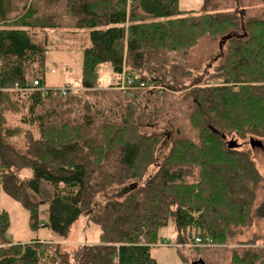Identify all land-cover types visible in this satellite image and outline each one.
<instances>
[{"label":"trees","instance_id":"obj_1","mask_svg":"<svg viewBox=\"0 0 264 264\" xmlns=\"http://www.w3.org/2000/svg\"><path fill=\"white\" fill-rule=\"evenodd\" d=\"M178 1L24 0L20 4L15 0L18 8L13 14L12 0H0V18L6 21L0 27L1 189L30 212L32 228L38 226L40 208L46 204L45 225L60 238H67L87 211L99 226L101 245H81L75 257L61 254L67 258L62 264H71L73 257V264H157L150 250L164 241L169 224L180 249L194 243V238H208L211 246L228 243L239 228L263 217L261 207L251 213L263 176L245 152L227 145L226 135L264 138V17H240L238 24L228 14L215 18L212 36L223 26L233 28L230 32L235 35L217 54L222 60L214 70L217 83L205 85L203 80L205 86L193 87L185 95V100H193L189 120L200 131V145L179 139L167 157L149 151L156 165L154 174L138 169L147 157L140 142L129 143L124 133L101 135L95 124L84 130L88 119L111 120L94 116L91 109L108 93L120 95L108 88L92 92L99 83L101 64L146 85L169 77L175 85L182 81L183 76L170 75L178 63L167 60L164 52L193 45L200 37L195 38V31L209 25L180 11ZM58 2L63 4L60 13L48 12ZM40 3L46 8L41 9ZM237 26L244 32L240 34ZM67 27L89 29L90 44L82 51L81 70L82 85L89 89L65 97L25 89L34 79L39 86L44 84L48 47L38 37L47 29ZM157 70L164 71L161 78L153 73ZM154 94L148 92L147 100ZM129 97L141 102L139 91ZM15 98L19 108H14ZM65 101L70 102L68 109L61 108ZM74 106L77 113L70 118ZM177 131L181 129L164 132V141ZM24 168L31 169L30 178L20 177ZM41 181L53 188L51 198L40 197ZM115 189L116 196L110 195ZM8 222L7 213L0 209V264H47L45 247L53 242L34 239L11 244ZM263 253L245 250L241 256L233 254L229 264H256Z\"/></svg>","mask_w":264,"mask_h":264},{"label":"rangeland","instance_id":"obj_2","mask_svg":"<svg viewBox=\"0 0 264 264\" xmlns=\"http://www.w3.org/2000/svg\"><path fill=\"white\" fill-rule=\"evenodd\" d=\"M23 1L19 0L20 4ZM59 2L52 7H48V12L51 13L54 10L55 13L59 14V9L62 10L63 5ZM14 4L15 0H12L13 14L18 8ZM43 6L45 7L43 3H40L41 9ZM178 6L179 10L185 11L183 13L188 15V17H196L204 26L209 25V28L195 31V38L198 35L200 37L193 45H188L187 48H180L172 53L164 52V57L167 60H170L171 63H178L175 68L169 71L170 75L178 79L183 76L182 81L178 85H175L171 81L172 77L164 80L156 79L154 82L157 85H154V87L148 84V88L144 87L126 92L117 88L120 84L119 78H121V75L114 76L108 82H99L95 85L96 87H93L92 90L94 91L92 92L97 93L100 92L99 88H108L116 90L120 95L117 93H108L103 101H99L97 106L93 110L91 109L94 112V116H98V118L101 115L109 116L111 120L97 122L96 119L91 118L86 121L84 129L86 131L90 130L95 124V131H100L101 135L111 136L112 132H117L116 137H118V135L124 133L125 140L130 141L129 143H133L135 140L140 142L142 144H140L141 147L146 148L147 157L143 159L141 164H138V169L144 167L141 171L146 170L149 174L156 172V165L150 159L149 151H152L154 154H159L161 157H167L170 149L173 148V142L179 139H188L194 144L200 145V131L189 120V116L192 114L194 108L193 100H191V103L189 100H185V95L193 87L197 88L217 83V80L213 77L214 70L222 62L221 59H218L217 54H221L223 49L225 50L227 48L226 41L228 40H224L223 37L234 29L223 26V31L212 36L214 34L211 35L212 27H215L216 24L215 18L218 15L228 14L235 17V22L238 24L240 17H244V19L264 17V0H179ZM34 8H37V5H34ZM61 19L64 20L65 18ZM5 24L6 21L0 18V27H5ZM236 29L239 30L240 34L244 32L240 26H237ZM72 30H74L72 27L47 29V31L43 30L44 34L38 37L37 40L40 44L48 47L46 51L44 80L49 86L60 87L65 85V82L74 80L77 91L84 92L89 88H85L81 84L82 82L79 79L81 75L80 70L75 64L68 63L67 61L70 57L77 58L78 56V50H72L70 47L75 45H80L81 47L86 42L84 41L85 38H82L84 36L83 34L80 35L79 38L81 39L79 41L71 42L69 35ZM206 30H209L210 33L203 35V32ZM33 36L35 37V35ZM221 44L222 47L220 46ZM64 45H69V47H63ZM165 66L167 67L166 64ZM52 69L54 72H51ZM153 73L161 78L164 71L157 70ZM184 73L185 75H183ZM104 74H107L106 69H103ZM203 80L206 83L205 85L202 84ZM42 86L47 88L44 84ZM172 88L176 91L172 92ZM25 89L32 90L29 85ZM137 91L141 92L140 103L133 102L134 99L129 97ZM148 92L153 94L156 92V94H154L152 99L148 98L147 100L146 95ZM172 93L175 94L173 95ZM63 103L65 104L61 108L68 109L67 104L70 102L65 101ZM16 106L19 108L21 103L15 98L14 108ZM75 107L69 109L72 110L71 113H68L70 118H73L74 114L77 113ZM124 121L127 122L124 123ZM20 126L23 129H28L23 125ZM175 128H180L181 131H177L174 134V138L164 141V132L168 134L169 130H174ZM226 136L227 142L234 141L236 143L235 150L245 152L249 159L255 163L257 172L263 176L262 181L257 183L258 190L251 211L253 215L256 212L255 210L261 207L263 217L251 226L239 228L235 237L231 238L228 243L213 244V246L210 244V247L208 245L205 247L206 244H199L197 246L193 245V243H187L183 245L179 244L182 245L179 249L178 246L171 245L175 244L176 235L173 232L172 225L169 224L164 230L165 235H167L164 240H169L171 244L161 245V242L159 243L160 245L151 247L150 250L157 264H191L194 261L200 264L199 261L201 260L205 264H229L233 254H239L241 256L245 250L264 251V138L261 140L257 135L240 137L235 134H227ZM156 139L158 142L154 143ZM251 139L261 140V145H251ZM193 166L195 168V174H197L199 167L195 163ZM19 175L21 178H29L32 175V171L29 168H24ZM60 187H63V185H60ZM116 193L117 189L113 190L110 195L116 196ZM39 195L42 199H49L53 195V188L46 182L41 181L39 184ZM45 207L42 206L40 208L41 218H39L38 226L32 228L30 212L18 201L9 196L0 186V209L8 215L9 222L6 234L11 244H15V242H29L31 239L38 237L46 240H53L58 237L45 225V214L42 211ZM91 218L92 213H89V211L83 213L72 225L67 238L61 239L59 243L46 245L45 251L48 253L47 264H62L67 258H61L60 255L67 253L68 257H72L76 253V249L81 245H101V241L97 242L99 226ZM172 232L173 236L171 235ZM111 245L117 246L114 244ZM180 250L183 256L180 255ZM262 256L263 259L257 260L256 264H264V253ZM74 257L71 260V264L74 263ZM116 260L117 258L115 256L114 261Z\"/></svg>","mask_w":264,"mask_h":264},{"label":"crops","instance_id":"obj_3","mask_svg":"<svg viewBox=\"0 0 264 264\" xmlns=\"http://www.w3.org/2000/svg\"><path fill=\"white\" fill-rule=\"evenodd\" d=\"M179 2V1H178ZM183 12H185V11H183ZM73 31V33H71L69 36H70V40H71V42H76V41H79V39H81V38H79L80 37V35L81 34H83L84 36L82 37V38H85V42H86V44H82L81 45V47H80V45H75V46H71L70 48H72V50H78V56H77V58H73V57H70L69 58V60L67 61L68 63H71V64H75L76 66H77V68L80 70V72H81V70H82V61H83V59H82V51H83V49L85 48V47H87L89 44H90V40H89V29H86V28H78V29H74V30H72ZM77 31H79V32H77ZM83 31V32H82ZM66 40V39H65ZM63 47H69V45H64ZM62 51V50H61ZM79 52H80V55H79ZM100 69H102L101 71H100ZM103 69H106V73L107 74H104L103 75ZM53 70V69H52ZM55 71H56V69H55ZM52 72V71H51ZM124 74V71L120 74L121 76ZM99 75H100V78H99V82H108V81H110L111 79H113L114 78V76L116 77L117 75L111 70V67H110V65H108V64H101L100 66H99ZM119 75V76H120ZM79 79H80V82H81V75H80V77H79ZM66 84H75V81L73 80H69V81H67V82H65V85ZM44 85L45 86H47V88H49V89H51V88H58V87H60V86H49V85H47L46 83H45V80H44ZM64 86V85H63ZM62 87V86H61ZM32 176V175H31ZM30 178V177H29ZM43 206H47V204L46 205H43ZM42 207V206H41ZM46 208V207H45ZM44 208V209H45ZM98 235H99V233H98ZM171 235L173 236V232L171 233ZM167 235H165V233H164V236H163V238L165 239V237H166ZM60 237H56L55 239H57V240H55V239H53V240H46V239H44V238H33V239H31L30 241H32V240H34V239H38V240H40L41 242H43V241H51V242H53V243H59L60 242V240L61 239H63V238H60ZM97 238H98V236H97ZM59 239V240H58ZM29 241V242H30ZM164 241H169V240H164ZM163 241V242H164ZM29 242H25V243H29ZM16 243V242H15ZM19 243V242H18ZM23 244V243H22ZM155 246V245H154ZM153 246V247H154ZM157 246V245H156ZM174 246H177V245H174Z\"/></svg>","mask_w":264,"mask_h":264},{"label":"built area","instance_id":"obj_4","mask_svg":"<svg viewBox=\"0 0 264 264\" xmlns=\"http://www.w3.org/2000/svg\"><path fill=\"white\" fill-rule=\"evenodd\" d=\"M51 71L54 72V70H51ZM39 84H40V81L38 79H35L32 82H30V88L41 90L44 93L51 91L61 97H65L69 94L77 92V87L73 84H66L62 87L51 88V89L45 88L43 86H39ZM144 87H147V85L143 81L136 82L133 77H127L125 75H122L120 78V84L118 85L117 88L122 90L123 92H126L128 90L142 89ZM195 243L197 245L206 244L208 246L211 244L208 238H206L205 241L201 240L200 238H195Z\"/></svg>","mask_w":264,"mask_h":264},{"label":"water","instance_id":"obj_5","mask_svg":"<svg viewBox=\"0 0 264 264\" xmlns=\"http://www.w3.org/2000/svg\"><path fill=\"white\" fill-rule=\"evenodd\" d=\"M235 34L233 33V32H230V33H228V34H226L225 35V37H223V39L224 40H227V39H230L231 37H233ZM221 47H222V44L220 45ZM222 137H224V136H222ZM261 141H259V140H250V144L251 145H261V143H260ZM227 145L228 146H230V147H235V145H236V143L234 142V141H228L227 142ZM200 262V264H205L204 263V261H199ZM191 264H197V262L196 261H194V262H192Z\"/></svg>","mask_w":264,"mask_h":264},{"label":"bare ground","instance_id":"obj_6","mask_svg":"<svg viewBox=\"0 0 264 264\" xmlns=\"http://www.w3.org/2000/svg\"><path fill=\"white\" fill-rule=\"evenodd\" d=\"M2 5V4H1ZM1 8V7H0ZM134 40V39H133ZM144 82V81H143ZM82 84V83H81ZM96 87V86H95Z\"/></svg>","mask_w":264,"mask_h":264}]
</instances>
